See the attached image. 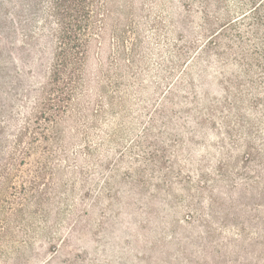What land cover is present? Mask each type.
Returning a JSON list of instances; mask_svg holds the SVG:
<instances>
[{
  "label": "trees",
  "instance_id": "16d2710c",
  "mask_svg": "<svg viewBox=\"0 0 264 264\" xmlns=\"http://www.w3.org/2000/svg\"><path fill=\"white\" fill-rule=\"evenodd\" d=\"M171 1L50 0L48 78L0 107V251L14 264H111L72 240L121 207L141 212L120 220L137 264H264V0H177L168 19Z\"/></svg>",
  "mask_w": 264,
  "mask_h": 264
},
{
  "label": "rangeland",
  "instance_id": "374dc122",
  "mask_svg": "<svg viewBox=\"0 0 264 264\" xmlns=\"http://www.w3.org/2000/svg\"><path fill=\"white\" fill-rule=\"evenodd\" d=\"M49 2L50 0H0V107L5 111L14 110L17 105L36 96L38 89L48 78L54 51L50 30L51 18L47 13ZM167 10L168 13L171 11L168 19H170V15H172L171 18L176 19L177 13L180 11L177 0H172L169 9L167 6ZM190 19L198 21L197 14L193 13ZM144 56L150 65L158 66V60L152 48ZM152 73L154 74V72ZM150 82V79L147 80L148 85H151ZM218 88L214 84L210 91L214 93ZM160 96L161 94L157 97ZM147 118L146 115L142 120L145 122ZM141 127L138 126L134 132H139ZM157 128L165 131L164 128L161 129L160 122L157 123ZM164 136L168 135L164 134ZM131 138L132 136L125 140L127 141L125 144ZM207 139L215 141V137L212 135H209ZM189 146L190 149L195 147L192 150V154L195 156L198 155V151H201V154L205 152L201 145L190 144ZM16 181L18 182V179ZM117 185L119 189L126 187L124 183ZM78 193L80 190L77 191V195ZM83 200L86 201L87 197L83 196ZM120 211L118 217L110 218L103 224L99 237L90 236L87 233L77 241L72 240L71 248L75 249L72 253L88 257L85 251L97 253L98 249V252L101 251L102 256L111 264H137L132 252H126L129 247L122 239L128 232V228L120 220L125 221L129 218L131 224L132 222L134 224L141 212L138 209L132 212L125 207H121ZM155 220L151 221V226L147 229L149 234L156 229V224L153 223ZM94 238H96V242L93 240ZM34 246L38 247V243H35ZM121 250H124V253ZM126 255L128 256L126 257ZM64 260V255H60L52 260L51 264H64ZM5 261L6 264L8 262V264H14L13 256L5 255L3 251H0V264H4ZM37 264H41V262L39 261Z\"/></svg>",
  "mask_w": 264,
  "mask_h": 264
}]
</instances>
